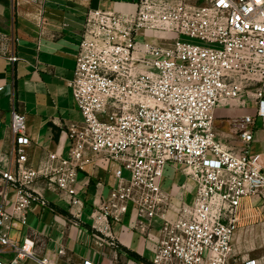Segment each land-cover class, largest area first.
Masks as SVG:
<instances>
[{
  "label": "built area",
  "instance_id": "2783aa9c",
  "mask_svg": "<svg viewBox=\"0 0 264 264\" xmlns=\"http://www.w3.org/2000/svg\"><path fill=\"white\" fill-rule=\"evenodd\" d=\"M259 72L264 78V0H139L133 11L89 9L67 82L82 119L67 127L66 154L50 151L37 166L28 164L26 115L11 107L12 159L0 168V185L4 199L9 187L14 196L11 213L0 211V264L25 258L55 264L35 254L32 238H10L3 220L26 223L34 203L49 207L38 181L79 218L78 173L97 159L116 179L111 198L92 216L97 233L113 237L108 216L121 219L132 205L139 227L151 229L159 219L156 232L142 233L154 243L150 264H261L236 254L234 236L250 218L242 215L245 200L264 204V164L251 150L256 118L264 119V87L254 114L235 119L242 128L239 152L214 130L219 104L250 93ZM168 164L181 166L192 181L191 202L174 206L162 189Z\"/></svg>",
  "mask_w": 264,
  "mask_h": 264
},
{
  "label": "crops",
  "instance_id": "0c3cea01",
  "mask_svg": "<svg viewBox=\"0 0 264 264\" xmlns=\"http://www.w3.org/2000/svg\"><path fill=\"white\" fill-rule=\"evenodd\" d=\"M138 1L0 0V86L3 87L0 91V150L3 154L0 168H8L12 159V105L26 115L27 133L31 138L27 147L28 164L37 166L50 151L66 154L70 144L67 127L82 119L67 82L74 74L87 13L91 8L133 11ZM159 35L171 37L174 34L159 32ZM11 57L17 59L13 61ZM233 100L237 102L223 100L216 108L214 130L227 146L239 152L243 144L242 128L235 119L253 115L256 98L248 106H242L238 99ZM256 122L253 138L258 131ZM253 150L264 164V154ZM123 176L129 178L130 172L124 169ZM115 184L113 169L98 159L80 171L78 196L84 208L77 218L71 214L65 198L38 181L35 186L43 190L49 207L34 203L27 212L26 223L8 217L3 220L2 230L19 242L25 237L32 238L35 254L49 256L55 264H81L84 258L97 264H150L154 243L144 239L142 233L156 232L159 219L151 229L139 227L136 209L130 205L121 219L108 216L113 237L92 228V216L111 198ZM162 189L169 193L174 206L182 201L191 202L194 197V185L179 165L166 166ZM2 192L0 185V211L10 214L14 189H7L9 197L6 199ZM168 213L175 216L172 210ZM242 215L250 218H243L239 230L264 224V204L249 198L244 202ZM236 241L237 234L234 244ZM22 264L36 263L32 258H25Z\"/></svg>",
  "mask_w": 264,
  "mask_h": 264
},
{
  "label": "rangeland",
  "instance_id": "374dc122",
  "mask_svg": "<svg viewBox=\"0 0 264 264\" xmlns=\"http://www.w3.org/2000/svg\"><path fill=\"white\" fill-rule=\"evenodd\" d=\"M173 1V0H171ZM187 2H194L195 0H186ZM150 39H156L152 34L149 36ZM163 39L158 40L161 42ZM183 41H187L190 43H197L199 40L187 36L182 37ZM264 78L259 74L254 76V79L251 80L249 89L250 93L242 92L238 97L242 106L252 105L255 100L256 93H258L263 87ZM231 103L237 102L233 99H230ZM263 118H258L257 125V133L254 135L251 146L252 150L254 148V152H262L264 154V124ZM238 241L235 242V252L237 255H248L255 258H258L261 261V264H264V224H255L250 230H237L236 231ZM235 234V235H236Z\"/></svg>",
  "mask_w": 264,
  "mask_h": 264
}]
</instances>
